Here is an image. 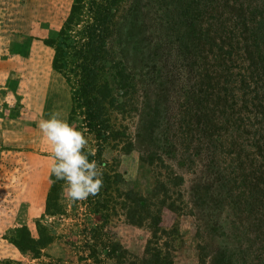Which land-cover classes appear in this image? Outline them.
Masks as SVG:
<instances>
[{
  "label": "rangeland",
  "instance_id": "rangeland-1",
  "mask_svg": "<svg viewBox=\"0 0 264 264\" xmlns=\"http://www.w3.org/2000/svg\"><path fill=\"white\" fill-rule=\"evenodd\" d=\"M72 1L0 0V264H114L100 248L105 242L140 257L149 232L125 219L121 203L128 190L150 196L160 210L159 227L174 236L173 264H200L197 244L211 251L205 264H260L250 244L247 201L231 179L239 172L238 149L233 139L220 138L212 117L209 128L198 119L212 102L204 108L188 92L198 81L201 62L199 48L183 35L200 22H212V4L201 17L197 10L191 22L178 6L191 7L192 0H124L116 7L113 50L136 82L129 111L116 123L126 128L133 146L126 152L122 143L103 145L96 159L104 184L98 195L75 203L62 197L63 181L50 176L52 149L37 122L51 111L68 120L70 90L51 68L53 54L43 40L61 28ZM91 2L85 1V22L95 16L94 5L88 9ZM188 108L197 114L190 122L183 120ZM84 135L96 153L97 140ZM150 153L183 178L169 191L178 210L153 192L162 170L158 157H153L156 165L144 161ZM24 227L31 238L48 244L35 254L19 252L10 240ZM93 248L98 261L91 259Z\"/></svg>",
  "mask_w": 264,
  "mask_h": 264
},
{
  "label": "trees",
  "instance_id": "trees-1",
  "mask_svg": "<svg viewBox=\"0 0 264 264\" xmlns=\"http://www.w3.org/2000/svg\"><path fill=\"white\" fill-rule=\"evenodd\" d=\"M85 1H72L61 28L53 31L43 44L52 51L51 68L63 77L70 90L68 121L97 140L94 158L98 159L108 142L122 143L126 152L132 149L131 138L126 128L117 125L116 117L128 113L136 94V82L131 68L115 55L112 46L114 14L124 0H110L107 5L91 0L88 9L92 11L94 5L95 16L89 22L84 19ZM211 4L216 12L212 14V22H200V28L189 27L183 35L184 41L193 45L195 42L201 62L198 81L188 92L198 105L204 102V108L212 102L207 114L198 113V119L203 118L202 124L209 128L212 117L215 128L221 132L220 138L233 139L232 144L238 149L235 168L239 172L231 179L243 190L241 195L247 201L253 221L247 226L252 229L250 244L259 255L260 264H264V0H192V8L183 3L178 8L191 22L194 14L202 16L199 14L202 9L206 14ZM81 24L83 28L77 30ZM196 115L188 108L183 120L190 122ZM153 157L158 156L150 153L142 159L156 165L157 158ZM157 165L162 172L155 179L153 192L170 201L169 209L178 210L169 191L183 184V178L169 165L163 166L160 157ZM163 169L167 174H163ZM51 199L49 196L48 200ZM122 199L121 209L127 222L145 227L149 238L140 257H129L118 243L105 242L100 248L105 250L106 259L114 260V264H173V232L159 227L160 210L151 197L128 190ZM10 241L19 252L32 254L48 244L43 238L37 241L31 238L25 227ZM90 255L98 261L97 249H91ZM210 256L211 251L206 252V247L197 244L200 264H205Z\"/></svg>",
  "mask_w": 264,
  "mask_h": 264
},
{
  "label": "clouds",
  "instance_id": "clouds-1",
  "mask_svg": "<svg viewBox=\"0 0 264 264\" xmlns=\"http://www.w3.org/2000/svg\"><path fill=\"white\" fill-rule=\"evenodd\" d=\"M37 126L52 149L50 176L63 181L61 195L75 203L98 195L103 188L102 165L94 158L89 141L76 125L62 118L59 111L49 112Z\"/></svg>",
  "mask_w": 264,
  "mask_h": 264
}]
</instances>
